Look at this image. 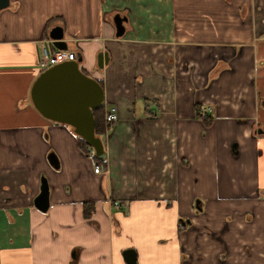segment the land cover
<instances>
[{
    "label": "crops",
    "instance_id": "obj_1",
    "mask_svg": "<svg viewBox=\"0 0 264 264\" xmlns=\"http://www.w3.org/2000/svg\"><path fill=\"white\" fill-rule=\"evenodd\" d=\"M55 26L103 81L104 113L117 108L98 173L93 148L31 95ZM263 100L264 0H10L0 11V264H129L126 250L137 264H264ZM199 106L212 108L211 125ZM43 176L46 212L35 206Z\"/></svg>",
    "mask_w": 264,
    "mask_h": 264
},
{
    "label": "water",
    "instance_id": "obj_2",
    "mask_svg": "<svg viewBox=\"0 0 264 264\" xmlns=\"http://www.w3.org/2000/svg\"><path fill=\"white\" fill-rule=\"evenodd\" d=\"M9 5L10 0H0V11ZM126 20L127 17L115 15L118 36L124 34ZM50 37L57 49L67 48L63 41V27L55 26ZM107 60V54L100 53L99 67L102 68ZM31 95L35 106L45 117L72 125L75 132L93 148L96 157L106 159L103 141L96 135L94 114V110L103 105L104 89L97 79L79 68L77 59L58 63L42 71L33 84ZM49 161L54 168L60 167L59 158L54 152L49 154ZM49 194L48 181L43 176L40 193L35 198V206L43 212L49 208ZM124 255L129 264H137L133 250H126Z\"/></svg>",
    "mask_w": 264,
    "mask_h": 264
},
{
    "label": "built area",
    "instance_id": "obj_3",
    "mask_svg": "<svg viewBox=\"0 0 264 264\" xmlns=\"http://www.w3.org/2000/svg\"><path fill=\"white\" fill-rule=\"evenodd\" d=\"M52 41V40H51ZM44 44L42 46L41 58H40V66L42 69H47L51 66H54L58 63L65 62V61H73L77 59V53L73 50L68 49H56L53 48L50 43ZM211 107L203 108L201 112V118H205L206 115L211 114L212 112ZM105 122L111 125L118 120V112L115 106H111L105 110ZM101 171V166L97 164L95 166V172L98 173Z\"/></svg>",
    "mask_w": 264,
    "mask_h": 264
},
{
    "label": "trees",
    "instance_id": "obj_4",
    "mask_svg": "<svg viewBox=\"0 0 264 264\" xmlns=\"http://www.w3.org/2000/svg\"><path fill=\"white\" fill-rule=\"evenodd\" d=\"M98 81H99V83L101 85H103V81L102 80H98ZM202 111H203V108L199 106V108H198L199 117L201 116V112ZM94 114H95V121H96V127H95L96 135L97 136H101L105 132V128H106L105 114H104L103 105L99 109H95L94 110ZM203 120H204L205 124L209 126L213 122V116L211 114H208V115L205 116V118ZM79 145H80V148L84 152H87L86 151V147L89 146V145L80 136H79ZM95 158L98 161V164L101 165V166H102V164H104L106 162L105 159H99L98 157H96V155H95ZM99 161H101V162H99ZM94 209H95V207H94L93 203H85V206H84L85 218H90Z\"/></svg>",
    "mask_w": 264,
    "mask_h": 264
},
{
    "label": "flooded vegetation",
    "instance_id": "obj_5",
    "mask_svg": "<svg viewBox=\"0 0 264 264\" xmlns=\"http://www.w3.org/2000/svg\"><path fill=\"white\" fill-rule=\"evenodd\" d=\"M257 131L260 132V133H262V134H264V129L262 127H259ZM262 193L264 195V190H263Z\"/></svg>",
    "mask_w": 264,
    "mask_h": 264
},
{
    "label": "rangeland",
    "instance_id": "obj_6",
    "mask_svg": "<svg viewBox=\"0 0 264 264\" xmlns=\"http://www.w3.org/2000/svg\"><path fill=\"white\" fill-rule=\"evenodd\" d=\"M95 154V153H94ZM93 154V158L95 159V155ZM92 155V154H91ZM92 157V156H91ZM92 159V158H91ZM95 161H96V159H95ZM99 162H101V161H99ZM94 166V165H93ZM101 166V165H100ZM102 167V166H101ZM93 170H94V167H93Z\"/></svg>",
    "mask_w": 264,
    "mask_h": 264
}]
</instances>
